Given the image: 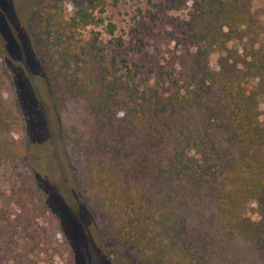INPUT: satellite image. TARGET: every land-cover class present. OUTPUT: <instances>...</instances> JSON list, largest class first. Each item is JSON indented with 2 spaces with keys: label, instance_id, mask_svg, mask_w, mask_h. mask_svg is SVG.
Returning a JSON list of instances; mask_svg holds the SVG:
<instances>
[{
  "label": "trees",
  "instance_id": "trees-1",
  "mask_svg": "<svg viewBox=\"0 0 264 264\" xmlns=\"http://www.w3.org/2000/svg\"><path fill=\"white\" fill-rule=\"evenodd\" d=\"M121 1L53 0L28 18L51 108L44 143L85 162L70 232L113 242L100 264H264V0H192L169 23L166 57L143 53L139 20L185 0H128L126 34ZM6 53L0 163L15 184L0 191V264H75L37 153L46 114Z\"/></svg>",
  "mask_w": 264,
  "mask_h": 264
},
{
  "label": "rangeland",
  "instance_id": "rangeland-1",
  "mask_svg": "<svg viewBox=\"0 0 264 264\" xmlns=\"http://www.w3.org/2000/svg\"><path fill=\"white\" fill-rule=\"evenodd\" d=\"M53 0H0V44L7 51L5 65L9 67L11 74L18 77L17 80L24 86L29 85L33 93H36L37 104L43 113L51 111L47 96H45V87L41 76L38 75V67L35 63V50L32 41L31 32L28 25V18L33 9H41L43 6L49 5ZM192 0H185L180 11L163 12L157 19H141L139 27L143 26L144 30L150 33L144 47L143 53L149 56H164L169 48L166 45L171 20L180 18L185 20L191 6ZM262 3H258L256 7H261ZM136 6L133 2L126 0L118 4L117 10L114 12L113 20L126 33L131 29L134 21ZM110 14V13H109ZM264 23V16L261 18ZM154 22V23H153ZM155 22L157 25H155ZM264 25V24H263ZM125 38V36H123ZM166 39V40H165ZM129 42V40H127ZM264 45V34H263ZM131 51L126 48L121 50L122 58H130ZM264 109V106H261ZM48 123V134H44V128H41L39 137L41 144L38 154L41 155L42 167L44 169L43 179L45 188L54 210L59 214L66 232L72 239V246L75 253V264H100L98 252L105 255L114 246L113 242L106 238L97 237L93 231V242H89L78 234L70 232V211L77 206V198L79 195V186H86L87 180L84 159L77 153L66 154L61 150L58 151L56 146L45 145V136L51 137L49 114L41 116L42 126ZM55 127V125H54ZM44 137V138H43ZM21 166L24 162L21 160ZM26 166V165H25ZM15 184V178L10 166L0 163V191L8 192ZM74 206V207H73ZM95 248L98 251H95ZM97 252V253H96ZM40 264H62L58 259L46 258Z\"/></svg>",
  "mask_w": 264,
  "mask_h": 264
}]
</instances>
